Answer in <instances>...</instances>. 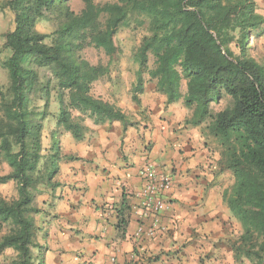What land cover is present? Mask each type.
<instances>
[{"label": "trees", "instance_id": "obj_1", "mask_svg": "<svg viewBox=\"0 0 264 264\" xmlns=\"http://www.w3.org/2000/svg\"><path fill=\"white\" fill-rule=\"evenodd\" d=\"M69 2H4L14 18L0 48L8 73L6 84L0 78V159L11 170L0 175V185L16 181L20 187L14 207L0 206L1 231L9 220L19 230L0 237V252L18 245L20 264L35 260L39 228L33 216L41 211L35 193L59 186L60 141L53 131L48 153L43 142L53 91L60 103L56 124L76 141L92 131L87 119L95 126L119 122L123 131L138 126L133 116L92 94L95 82L126 68L127 54L115 36L133 26L139 29L128 68L135 75L133 101L142 107L147 75L165 96L166 107L183 102L190 111L184 124L200 128L216 168L234 179L223 193L241 225L240 234L229 239L234 260L264 264V60L253 53L264 36V16L255 0H83L78 13ZM39 20H52L55 29L40 31ZM88 46L103 50L107 61L85 59L81 52ZM224 95L231 103L214 111L212 104ZM37 99L44 100L42 108ZM130 212L124 199L117 222L122 233Z\"/></svg>", "mask_w": 264, "mask_h": 264}, {"label": "crops", "instance_id": "obj_2", "mask_svg": "<svg viewBox=\"0 0 264 264\" xmlns=\"http://www.w3.org/2000/svg\"><path fill=\"white\" fill-rule=\"evenodd\" d=\"M255 2L259 13L264 16V0ZM149 98L148 95L147 99ZM165 100V96L161 95L159 104L151 108L152 113H149V120L151 119L153 124L145 129V135L149 137L148 149H145L142 130L135 129L134 126L123 131L119 122L106 123L96 128L97 135L94 147L91 148L95 164L88 167L86 172L77 173L79 177H83L84 173L87 174L86 177L89 174H98L103 181L120 180L121 175H113L116 161L107 158V153L115 149L117 158L122 161L117 172L122 173L124 177L131 176L144 185V178L140 172L146 163L151 162L170 173L174 179V187L168 196V208L163 213L155 215L143 206L145 212L149 214L147 217H137L136 223L144 229L142 235L145 239L139 246L128 243L119 256L112 257V264H238L234 260L229 243V239L237 231L234 232V218L223 199L224 191L234 183L233 176L228 171L220 172L216 168L215 159H212L209 148L205 146L200 128L184 124L185 118L189 116V110L183 107L181 102L166 107ZM101 133L104 134L103 139L109 141L106 146L101 143ZM98 158H103L105 163L103 165L96 163ZM133 158L140 163H133ZM127 183L128 181H125L120 185L119 200L113 204L115 210L113 227L119 233L122 232L117 228L118 214L124 199L131 205L128 200ZM88 186L89 191L86 195L49 196L50 200L43 203L47 207L40 205L41 211L33 216L39 228L38 246L34 249L35 260H38L39 264H63L61 257L65 250L54 252L50 243L62 217L64 223L77 224L73 214L85 207L86 199L87 207L93 213L107 211V196L112 192V185L109 184L102 194L100 189L103 183L98 182L95 187ZM131 195L135 196V193ZM65 203L70 211L58 212L57 209ZM157 220L162 229L149 241L145 231ZM107 222L112 223L111 219ZM90 223L91 219L86 217L80 222L83 227L67 230L61 227L59 230L69 234L70 240L75 241L84 227ZM100 223L101 221L97 219L96 224ZM89 238L100 237L99 234L90 233ZM50 253H53L51 258ZM75 255L81 261L85 258L79 253ZM110 256L111 252L101 254L100 250L96 249L92 251L89 260L92 264H96L97 261L99 264H108L107 258Z\"/></svg>", "mask_w": 264, "mask_h": 264}, {"label": "rangeland", "instance_id": "obj_3", "mask_svg": "<svg viewBox=\"0 0 264 264\" xmlns=\"http://www.w3.org/2000/svg\"><path fill=\"white\" fill-rule=\"evenodd\" d=\"M6 0H0V48L3 47L4 44V34L12 27L14 14L11 10L4 7V2ZM115 0H94L96 4H105L108 2H114ZM71 9L78 13L84 8L83 0H70ZM37 28L42 32H51L55 29L54 22L52 20H39L37 23ZM137 27H122L117 35L115 36V40L118 44L122 45L125 53L127 54V65L126 68L122 69L120 72H114L109 77H105L97 82H95L92 86V94L95 97L102 98L106 101L114 103L116 106L121 108L126 114L133 116L136 120L139 121L138 126H135V129L142 130V134H144V140L146 143L145 149H148L150 144L149 137L147 134L145 135V129L150 128L153 124L150 118V114L152 113L151 108L157 106L160 102L161 93L156 88V82L150 80L146 75V87L145 92L141 95L142 107L138 106L132 99V89L134 82V72L130 67L132 66V61L130 58L132 57L131 51L135 43V38L138 33ZM8 51H4L1 55L2 60L8 55ZM254 55L263 61L264 60V36L260 37L258 43L255 45L253 49ZM81 55L90 61L92 64H97L99 62L105 63L107 61V56L105 55L103 50H99L93 46H88L85 48ZM154 58L150 56V65L153 66ZM129 68V69H128ZM0 78L3 83H7L8 81V73L2 67V63H0ZM183 92L186 90V82L183 81L182 84ZM149 95V99L147 96ZM147 99V100H146ZM184 106L183 102L180 101ZM43 99H37L36 105L42 108L44 106ZM231 103V98L228 95H224L222 99L218 102H214L212 104L214 111H219ZM60 103L56 97L55 91L52 92V96L50 99V104L48 107L49 115L47 119L44 121V145L46 148V153L49 152L48 147L51 145V134L54 131V134L60 141L61 148V157L58 159L59 171L57 176L55 177V181H58L59 186L55 187L54 190L50 188H40L36 191V202L37 205H43L46 201L50 200L51 195H86L89 191L87 180H79L77 179L79 176L77 173L79 171L86 172L88 167H91L95 164V160L92 156L91 148L94 147V139L97 135L96 128L98 126L93 125V122L89 119L86 120V123L92 128V131L89 133L88 137L79 142L73 139L70 132H68L64 127H58L56 124L58 115H59ZM186 108V107H185ZM150 111V112H149ZM190 113V111H189ZM149 132V131H148ZM139 133V132H138ZM151 142V141H150ZM213 144V143H212ZM214 145V144H213ZM87 149L86 155H81L83 150ZM210 151V149H209ZM210 155L212 159H215V156L212 155L210 151ZM95 167V166H94ZM68 168L70 170V177L65 178L63 181L58 179L64 173V169ZM97 171L99 168H96ZM11 170L8 163L2 159H0V175L6 174ZM87 174L84 173L83 177H86ZM69 180L72 182L70 183ZM174 180V179H173ZM82 185H80V183ZM13 186L7 184L0 185V193L4 195V190L7 188L11 191ZM234 218V217H233ZM234 238L238 236L241 232V225L234 218ZM5 232V228L0 229V233Z\"/></svg>", "mask_w": 264, "mask_h": 264}, {"label": "clouds", "instance_id": "obj_4", "mask_svg": "<svg viewBox=\"0 0 264 264\" xmlns=\"http://www.w3.org/2000/svg\"><path fill=\"white\" fill-rule=\"evenodd\" d=\"M103 133H101V143L103 145H107L109 143L108 140L103 139ZM17 151V148L15 145H13L12 148V155L15 156V153ZM87 149L83 150L81 152V155H86ZM7 155V153L5 154ZM107 158L109 160L116 161V168L113 169V175H121L120 180L116 181H103L102 178L98 176V174L93 175L89 174L87 178L84 177H78L77 179L87 180V183L93 187L99 182L103 183V187L100 189L101 194L107 190L109 184L112 185V192L109 193L107 196L108 205H107V211L104 213H101L100 211L92 212L91 209L87 207L88 200H84L85 207L82 208L79 212L74 213L75 219L77 221V224H69L64 223L63 217L62 221L58 223L57 230L53 233V239L50 241L51 246L55 251L64 249L65 254L61 257V260L63 264H85V262H88V264H92V262L89 260V258L92 255L93 250H100L101 254L104 253H112V256L108 257V264H112V257L119 256L122 249L128 244V243H134L139 246V244L145 239V236L142 235L144 233V229L136 223L137 217H147L148 212H145L144 205H147L149 209L152 208V199L151 197L147 196V185H141L140 181L137 179H134L131 176L124 177L122 173L117 172V168L122 163L120 161L116 154L115 149L112 151H109L107 153ZM133 163L139 164L140 161L133 158ZM96 163L104 164L105 161L103 158H98ZM15 171V169H13ZM71 173L68 168L64 169L63 175H61L58 179L64 180L67 177H70ZM125 181H128L127 187L129 191V203L132 205L131 210V220L127 226V231L123 233H119L116 231V229L113 227L115 224V210L113 208V204L119 200V190L120 185L125 183ZM71 183L72 181L69 180ZM8 185L13 186L11 191H9L7 188L4 190V195L0 197V206H6L9 208L14 207L15 202L17 201L18 197L16 195V192L19 190L20 183L16 181H9ZM135 193V196L131 195V193ZM97 200L99 202V196L97 197ZM140 205L141 207H138ZM43 207H47V205H43ZM58 212L67 213L70 211L67 203L63 204L60 208L57 209ZM159 212L163 213L164 208L160 207L158 209ZM126 215H128L126 213ZM86 217H89L91 219V223L84 227L81 234L76 238L75 241L70 240V235L66 234L65 232H62L59 230V228H63L65 230L70 228H75L78 226L83 227V225L80 224L81 221H83ZM99 219L101 223L99 225L96 224V220ZM111 219L112 223H108ZM161 227V224L159 220L156 222V228L155 231L149 232L146 234L149 241H151L155 236H157L158 231ZM17 226L13 223L12 220H9L7 224L5 225V232L0 234V237L7 235L9 232H11L12 235H16L18 232ZM90 233H96L99 234V239H90L89 234ZM3 240L0 238V243H2ZM43 242V241H41ZM107 245V246H106ZM17 246H9L6 247L3 252H0V264H20V252L17 250ZM35 252V250H33ZM76 253H79L81 255H84V260L81 261L78 259V257L75 255ZM50 258L53 255V253H50ZM33 264H39L38 260H33ZM96 264H99V261L96 262Z\"/></svg>", "mask_w": 264, "mask_h": 264}, {"label": "built area", "instance_id": "obj_5", "mask_svg": "<svg viewBox=\"0 0 264 264\" xmlns=\"http://www.w3.org/2000/svg\"><path fill=\"white\" fill-rule=\"evenodd\" d=\"M140 174L144 178V185H147L148 188L147 196L151 197L152 199V208L149 209L147 205H144L145 209L150 213H154L155 215L161 213L158 211L160 207H163L164 210H166L169 205L168 196L172 192V189L174 187V180L172 175L166 171L161 170L151 162L146 163L143 166ZM156 222L148 229H146L145 232L149 233L155 231ZM161 229L162 227H160L159 231Z\"/></svg>", "mask_w": 264, "mask_h": 264}]
</instances>
